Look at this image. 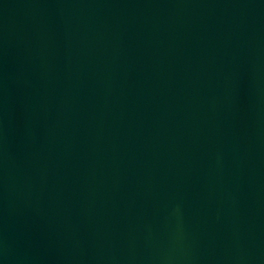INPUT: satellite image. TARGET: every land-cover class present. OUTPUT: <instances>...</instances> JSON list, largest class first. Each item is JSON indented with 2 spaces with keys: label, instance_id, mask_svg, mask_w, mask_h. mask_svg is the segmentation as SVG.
<instances>
[{
  "label": "water",
  "instance_id": "obj_1",
  "mask_svg": "<svg viewBox=\"0 0 264 264\" xmlns=\"http://www.w3.org/2000/svg\"><path fill=\"white\" fill-rule=\"evenodd\" d=\"M0 264H264V0H0Z\"/></svg>",
  "mask_w": 264,
  "mask_h": 264
}]
</instances>
